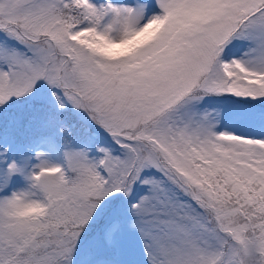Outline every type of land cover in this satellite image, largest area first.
<instances>
[{"label":"snow or ice","instance_id":"obj_1","mask_svg":"<svg viewBox=\"0 0 264 264\" xmlns=\"http://www.w3.org/2000/svg\"><path fill=\"white\" fill-rule=\"evenodd\" d=\"M41 82L64 139L0 112V264H264V0H0V110Z\"/></svg>","mask_w":264,"mask_h":264},{"label":"rangeland","instance_id":"obj_2","mask_svg":"<svg viewBox=\"0 0 264 264\" xmlns=\"http://www.w3.org/2000/svg\"><path fill=\"white\" fill-rule=\"evenodd\" d=\"M119 3H131L132 0H116ZM232 52L240 54L241 48L239 44L232 48ZM43 105V108L39 112H34L35 106ZM207 107H217L216 103L212 100L207 102ZM3 113V119L7 121L8 117L12 114L26 113L34 114L35 120L32 122L31 126L24 130V135L26 141L29 144L31 151L29 155L34 154L35 151L48 152L50 145L49 139L54 140L57 148L62 144L64 139V134L59 132V125H49L48 119L50 115H57L55 110V101L48 92L47 85L41 82V87L29 98H25L22 101H13L7 108L0 110ZM63 121L68 125H75L77 128L83 126V121L80 116L71 108H67L62 113L58 114ZM227 128L230 131L246 132L249 129L241 127L234 123H227ZM89 131L94 136V142L103 143L106 139V133L102 130L97 129L94 125H91ZM33 163L35 161L33 160ZM25 187V182L23 180H17L12 187L8 190L10 192L13 189H21ZM2 193L3 195L8 194Z\"/></svg>","mask_w":264,"mask_h":264}]
</instances>
